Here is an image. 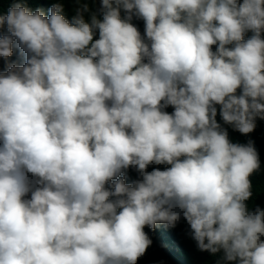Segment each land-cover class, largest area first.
Returning <instances> with one entry per match:
<instances>
[{
    "label": "clouds",
    "instance_id": "clouds-1",
    "mask_svg": "<svg viewBox=\"0 0 264 264\" xmlns=\"http://www.w3.org/2000/svg\"><path fill=\"white\" fill-rule=\"evenodd\" d=\"M101 7L0 16V57H24L0 71V264H137L145 227L181 219L199 250L264 264L258 152L217 121L264 119V0Z\"/></svg>",
    "mask_w": 264,
    "mask_h": 264
},
{
    "label": "trees",
    "instance_id": "trees-1",
    "mask_svg": "<svg viewBox=\"0 0 264 264\" xmlns=\"http://www.w3.org/2000/svg\"><path fill=\"white\" fill-rule=\"evenodd\" d=\"M16 3H20L33 11L38 8L42 9L45 14L48 13V9L53 4L61 3L64 8L63 14L69 21L76 14L77 9L82 8L85 4L88 6V12L84 13L86 20H89L92 14H95L98 19H102L103 15L101 0H0V16L7 15L9 8ZM121 15H124L123 11ZM132 23L143 34L144 22L133 17ZM6 32V26L0 29V34H6ZM23 62V55L19 49L14 47L11 57L7 59L0 57V71H6L9 64H22ZM166 111L172 112L173 109L168 107ZM217 121L227 129L229 139L233 143L247 144L249 141L254 143L258 152L260 167L249 177L252 185V196L247 201V205L250 210H254L257 206L264 209V119L257 118L255 130L247 135L239 133L229 125H224L219 116V109ZM153 167L163 169L165 166L151 165L148 170L151 171ZM126 176V182L130 183L138 178V173L130 168L127 170ZM145 232L152 240V244L144 256L137 261V264H237L235 261H226L223 251L212 254L208 251L199 250L195 240L190 235L187 222L183 219L175 227L158 224L153 230L146 226Z\"/></svg>",
    "mask_w": 264,
    "mask_h": 264
}]
</instances>
